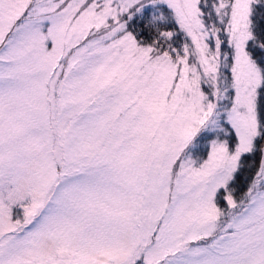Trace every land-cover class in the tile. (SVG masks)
Returning a JSON list of instances; mask_svg holds the SVG:
<instances>
[{
    "label": "snow or ice",
    "instance_id": "1",
    "mask_svg": "<svg viewBox=\"0 0 264 264\" xmlns=\"http://www.w3.org/2000/svg\"><path fill=\"white\" fill-rule=\"evenodd\" d=\"M0 264H264V0H0Z\"/></svg>",
    "mask_w": 264,
    "mask_h": 264
}]
</instances>
